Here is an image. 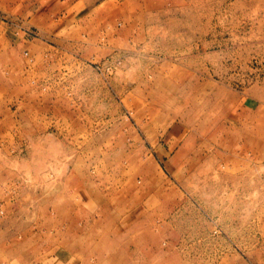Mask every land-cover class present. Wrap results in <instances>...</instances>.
I'll use <instances>...</instances> for the list:
<instances>
[{"label": "rangeland", "instance_id": "obj_1", "mask_svg": "<svg viewBox=\"0 0 264 264\" xmlns=\"http://www.w3.org/2000/svg\"><path fill=\"white\" fill-rule=\"evenodd\" d=\"M0 264H264V0H0Z\"/></svg>", "mask_w": 264, "mask_h": 264}]
</instances>
